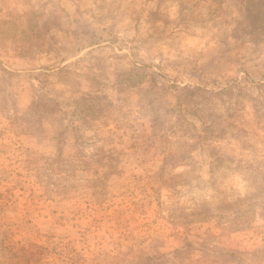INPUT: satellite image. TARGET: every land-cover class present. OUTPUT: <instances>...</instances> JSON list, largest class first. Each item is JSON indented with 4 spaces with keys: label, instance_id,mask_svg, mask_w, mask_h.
Here are the masks:
<instances>
[{
    "label": "rangeland",
    "instance_id": "374dc122",
    "mask_svg": "<svg viewBox=\"0 0 264 264\" xmlns=\"http://www.w3.org/2000/svg\"><path fill=\"white\" fill-rule=\"evenodd\" d=\"M0 264H264V0H0Z\"/></svg>",
    "mask_w": 264,
    "mask_h": 264
}]
</instances>
